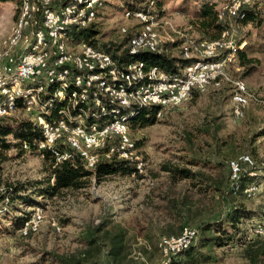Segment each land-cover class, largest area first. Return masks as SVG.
<instances>
[{
  "label": "rangeland",
  "instance_id": "rangeland-1",
  "mask_svg": "<svg viewBox=\"0 0 264 264\" xmlns=\"http://www.w3.org/2000/svg\"><path fill=\"white\" fill-rule=\"evenodd\" d=\"M151 1L160 9L161 35L176 40L179 32L183 39L200 38L192 23H197V11L205 0H107L97 15V41L120 45L125 36L119 34V27L130 31L137 25L135 20L122 18L126 3ZM206 1L215 4L220 14L231 0ZM17 8L18 0L0 1V43L15 21ZM227 21L236 43L243 44L240 51L245 56V60L236 58L228 75L232 81L244 82L248 105L236 116L233 84L223 81L164 111L153 125L132 127L131 137L138 143L136 155L144 163L140 175H114L101 181L91 177L80 190L38 196V189L47 187L48 164L22 145L23 152L13 134L5 138L10 148L0 146V264H59V258L77 256L107 264L108 247L119 234H123L124 251L115 264H167L158 241L179 234L185 226L197 228L205 220L214 222L212 234L224 237L225 231L232 240L225 238L221 247L204 250L203 255L210 258H201L198 264H252L232 229L222 222L232 206L243 207L248 217L242 220L241 234H249L254 225L264 222V21L261 25ZM168 55L180 58V48L170 49ZM26 120L23 113H16L0 124L15 127ZM241 155L252 157L259 178L256 191L249 196L232 197L227 191L225 161ZM175 169L201 175L181 180ZM17 189L21 191L15 193ZM20 197L31 198L35 206L20 202ZM7 200L12 203L9 207H5ZM37 211L43 221L36 232L23 238L16 219ZM100 225L102 231L94 234L99 246H87L88 234ZM217 226H222L220 232H214Z\"/></svg>",
  "mask_w": 264,
  "mask_h": 264
},
{
  "label": "built area",
  "instance_id": "built-area-1",
  "mask_svg": "<svg viewBox=\"0 0 264 264\" xmlns=\"http://www.w3.org/2000/svg\"><path fill=\"white\" fill-rule=\"evenodd\" d=\"M106 0H18L17 15L8 35L0 43V118L23 113L40 129L37 151L66 146L57 161L79 156L87 170L100 160H127L136 164L137 175L144 163L136 155L137 147L130 134L129 120L135 109L157 107L164 111L178 107L193 92L203 93L219 87L223 81L233 84L231 101L239 116L248 105L249 95L242 80H230L229 67L242 49L231 30L214 41L172 39L158 32L162 20L151 3L147 12H123L124 20H135L132 38L127 43L130 55L165 53L166 46L178 44L180 57L189 64L179 72L166 73L157 65L142 61L118 63L113 55L92 44H74L70 32L96 25L98 11ZM264 0H231L219 19L239 17L242 7ZM120 26L119 34L127 35ZM178 43L179 40H182ZM177 42V43H176ZM28 149V145H23ZM247 167L250 177L257 175L252 157L241 155L228 162L230 179L236 181ZM254 185L244 190L249 196ZM43 216L35 212L20 234L38 230ZM59 228L57 231L59 232ZM247 240H264V222L252 227ZM196 239V230L185 226L178 236L162 237L157 247L163 257L187 249Z\"/></svg>",
  "mask_w": 264,
  "mask_h": 264
},
{
  "label": "trees",
  "instance_id": "trees-1",
  "mask_svg": "<svg viewBox=\"0 0 264 264\" xmlns=\"http://www.w3.org/2000/svg\"><path fill=\"white\" fill-rule=\"evenodd\" d=\"M0 1L5 2L9 0ZM261 1L262 0H260V2ZM151 3H153V7L157 11V13H160V11H158L160 9L156 6V1H151L145 5H137V2L131 4L126 3L127 9L125 10L132 12H147ZM197 14V23L192 24H194L196 31L200 34V40L214 41L218 39L225 30L232 29V26L228 23L227 18L222 20L219 19V14H217L215 10V4L211 2H207L206 0L203 1L197 11ZM232 20L236 21V23H240L243 25H261L264 21V7H262L259 3H256L252 6H244L242 7L239 17ZM70 35L71 41L74 44L88 43L94 45L95 47H97V45L99 44V48H103L105 51L111 53L114 59L118 63L123 65L142 61L149 65H157L166 73H176L179 72L181 67L190 63V61L182 60L181 57L173 58L168 54L158 52H145L130 55L127 48V43L130 38H132L131 31L127 32L124 41L118 46L106 44L101 45L96 39V37L99 35V31L97 30L96 25H90L89 27L83 29H74L70 32ZM166 47L168 50H170L173 48H178V44L168 45ZM237 58L240 60H245L244 53L239 50L237 53ZM195 95H199V93L193 92L191 98ZM158 112L159 109L157 107H141L135 109V115L129 120L130 129H132V127L134 126H136L137 128H145L153 125ZM3 119L5 118H0V122H2ZM12 134L17 140L21 142L17 146H19L23 152L24 150L22 149V145L27 144L29 147V151H34L35 153L39 154V156L43 159L44 163H47L50 168L49 180L47 179V187L38 189L37 193H35L38 194V196L52 197L56 193L63 190H80L85 187L86 182L91 177L96 178L97 181H101L108 176L137 175L135 162L127 160H100L93 170H87L84 166L83 160L77 155H74V157L70 160H62L58 162L57 157L65 151L66 146L61 143H58L53 148L37 151V143L41 139L40 129L38 126H36L29 120L23 121L15 127H7L0 124V146H4L5 149H9L10 146L6 144L4 140L7 136ZM135 144L138 147V143L136 141ZM235 158L237 157L230 158L225 161V166L228 171L227 191L228 194L232 197H238L241 195L246 196L243 193L244 190L251 185H255V181L257 180V178H259V175L250 177L249 173L251 172V170L247 167H244L239 176V179L236 181L231 180L228 169V162ZM173 171L178 173V176L181 180H189L194 176L199 177L201 175L199 173H193L189 169H175ZM51 181L52 184L50 183ZM215 190L218 191L219 189L215 187ZM20 191L21 190L17 189L14 192L18 193ZM8 200L7 205L5 207H9L12 205L11 201ZM20 202L32 204V206H35L34 201L31 198L20 197ZM262 215L264 214L262 213ZM30 217L31 214L22 213V216L19 219H16V225L18 227V230L22 229L23 225L30 220ZM246 219H248V217L246 216V211L243 209V207L240 208V206H232V208L230 207L228 212L224 215L222 223L227 224L229 228L232 229L235 241L240 246H242L243 255L250 263L264 264V240L259 237H254L253 239L247 240V233L245 232L241 234L242 229L240 230V228L242 227V222ZM212 223L214 222L206 220L204 222L199 223L197 228H194L196 230V239L194 240V242L187 249L170 257L169 262L167 264H198L201 258H203V261H207L210 257L209 255H203L204 250L208 249L210 252L213 246L221 247V240L225 238L226 240H232L230 236L225 233V231H222L224 237H219L215 234H212ZM102 227L103 225H100L95 229V232L88 234L86 241L87 246H99L100 240L99 238L95 237L94 234L101 232ZM221 228L222 226H217L214 232H220ZM29 234L31 233H28L26 236H23L21 234L20 235L25 238L29 236ZM179 234L173 236H178ZM123 251V234H119L112 238V242L108 247L107 264H115L118 261V258L122 255ZM58 263L98 264L94 260L89 261V259L81 258L80 256L70 258H59Z\"/></svg>",
  "mask_w": 264,
  "mask_h": 264
}]
</instances>
